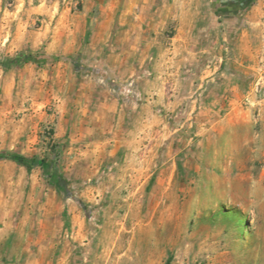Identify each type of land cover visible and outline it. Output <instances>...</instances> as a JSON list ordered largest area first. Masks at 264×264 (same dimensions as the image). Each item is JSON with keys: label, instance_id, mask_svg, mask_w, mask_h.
I'll use <instances>...</instances> for the list:
<instances>
[{"label": "rangeland", "instance_id": "374dc122", "mask_svg": "<svg viewBox=\"0 0 264 264\" xmlns=\"http://www.w3.org/2000/svg\"><path fill=\"white\" fill-rule=\"evenodd\" d=\"M246 97L264 0H0V264H264Z\"/></svg>", "mask_w": 264, "mask_h": 264}, {"label": "crops", "instance_id": "0c3cea01", "mask_svg": "<svg viewBox=\"0 0 264 264\" xmlns=\"http://www.w3.org/2000/svg\"><path fill=\"white\" fill-rule=\"evenodd\" d=\"M246 99L249 100L250 103H255L256 105L254 106V110L257 111V118L255 119H250V118H243L241 120H237L238 114H248L250 111V107L246 108H241L237 105H233L230 107L229 112L227 113V116L234 118V120L228 124H226L228 127H236L239 125L238 123H244L243 125H248L250 127L254 126L255 123H259V126L264 129V99H259V100H254L253 98L246 97ZM231 103H237L236 100H232ZM236 118V119H235ZM241 125V124H240ZM260 137V136H259Z\"/></svg>", "mask_w": 264, "mask_h": 264}, {"label": "trees", "instance_id": "16d2710c", "mask_svg": "<svg viewBox=\"0 0 264 264\" xmlns=\"http://www.w3.org/2000/svg\"><path fill=\"white\" fill-rule=\"evenodd\" d=\"M13 159L16 162H18L21 165H24L26 167H32L35 164H43L44 163L43 160L38 161L36 158L23 157V156H16Z\"/></svg>", "mask_w": 264, "mask_h": 264}]
</instances>
